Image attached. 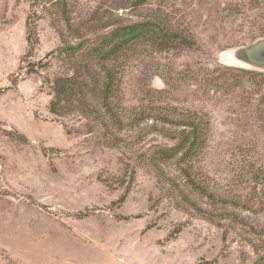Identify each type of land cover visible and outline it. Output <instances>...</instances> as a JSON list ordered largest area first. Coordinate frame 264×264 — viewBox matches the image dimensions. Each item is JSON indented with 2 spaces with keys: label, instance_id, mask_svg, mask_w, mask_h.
I'll use <instances>...</instances> for the list:
<instances>
[{
  "label": "rangeland",
  "instance_id": "1",
  "mask_svg": "<svg viewBox=\"0 0 264 264\" xmlns=\"http://www.w3.org/2000/svg\"><path fill=\"white\" fill-rule=\"evenodd\" d=\"M151 18L186 40L122 53L121 126L50 111L62 31ZM263 42L264 0H0V264H257L264 66L237 52ZM188 120L203 133L193 159L153 162Z\"/></svg>",
  "mask_w": 264,
  "mask_h": 264
},
{
  "label": "trees",
  "instance_id": "2",
  "mask_svg": "<svg viewBox=\"0 0 264 264\" xmlns=\"http://www.w3.org/2000/svg\"><path fill=\"white\" fill-rule=\"evenodd\" d=\"M143 4L147 0H135ZM66 31L75 29L71 20L65 18ZM66 32H61V45L55 50L56 57L62 62L63 73L52 82L53 98L50 111L64 116L69 112H79L86 120H91L96 127L121 126L123 121L114 110V98L118 91L119 77L116 61L128 48L145 39L159 49H165L175 41L186 39L178 30L166 25L160 18L119 23L108 31L94 36L73 35L75 41L68 39ZM29 44L30 37L28 36ZM30 53V52H29ZM37 72L31 69L28 73ZM176 144L160 147L152 157L163 161L178 157L184 163L192 160L201 146L203 136L195 121L184 122ZM186 165V164H185ZM191 188L201 195H210L208 188L193 179L189 168H183ZM192 207L201 210L194 201ZM257 264H264L262 254Z\"/></svg>",
  "mask_w": 264,
  "mask_h": 264
},
{
  "label": "water",
  "instance_id": "3",
  "mask_svg": "<svg viewBox=\"0 0 264 264\" xmlns=\"http://www.w3.org/2000/svg\"><path fill=\"white\" fill-rule=\"evenodd\" d=\"M239 54L241 58H244L242 62L246 64H253L254 66H264V42L262 44L252 45L246 48H239Z\"/></svg>",
  "mask_w": 264,
  "mask_h": 264
},
{
  "label": "bare ground",
  "instance_id": "4",
  "mask_svg": "<svg viewBox=\"0 0 264 264\" xmlns=\"http://www.w3.org/2000/svg\"><path fill=\"white\" fill-rule=\"evenodd\" d=\"M242 62V61H241Z\"/></svg>",
  "mask_w": 264,
  "mask_h": 264
}]
</instances>
